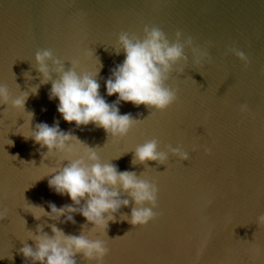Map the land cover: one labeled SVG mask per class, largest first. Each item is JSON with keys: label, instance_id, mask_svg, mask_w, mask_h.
Segmentation results:
<instances>
[{"label": "water", "instance_id": "1", "mask_svg": "<svg viewBox=\"0 0 264 264\" xmlns=\"http://www.w3.org/2000/svg\"><path fill=\"white\" fill-rule=\"evenodd\" d=\"M146 27L160 29L170 42L177 32L193 40L164 82L176 100L163 111L106 92V81L125 59L119 35L143 40ZM44 50L65 71L77 61L78 74L95 73L105 102L137 121L125 136L63 120L58 99H50L60 73L49 60L45 81L35 60ZM0 84L13 99L27 93L23 112L0 104V264H40L20 250H35L32 237H52L53 227L103 240V264H264V225L257 224L264 215V0H0ZM41 123L95 149L101 163L154 184L155 219L143 227L129 223L137 205L119 189L118 198L129 203L105 214L113 219L103 232L79 211L37 219L29 206L47 213L49 205H86L49 187L78 155L49 154L36 143L31 134ZM151 140L165 161L133 163L136 148ZM177 148L188 160L173 154ZM73 259L98 264L83 253Z\"/></svg>", "mask_w": 264, "mask_h": 264}, {"label": "clouds", "instance_id": "2", "mask_svg": "<svg viewBox=\"0 0 264 264\" xmlns=\"http://www.w3.org/2000/svg\"><path fill=\"white\" fill-rule=\"evenodd\" d=\"M144 31L143 40L130 38L127 33L119 35L118 45L123 50L125 59L106 81V92L108 96L117 94L120 101L163 111L176 100L175 90L166 87L164 82L173 65L186 59L184 48L191 46L193 40L191 37L183 38L182 33L177 32L176 42H170L165 33L156 27H146ZM182 38L183 43L180 42ZM194 52H197L200 58L207 56L205 51L199 49H194ZM234 53L241 62L248 63V58L243 52L234 50ZM35 60L45 81L50 79L47 66L49 60L56 65L55 71L60 73L59 80L52 84L50 99H58L57 111L65 122H75L77 127L92 123L103 128L113 138L125 136L137 122L129 115H120L114 105L105 102L99 94L100 85L94 78L95 73L78 74L75 70L77 61H73L72 69L65 71L62 63L53 59L49 50L37 52ZM26 99L27 93L11 98L8 86L0 84V104L10 102L14 109L23 112ZM247 110L246 105L241 106L242 112ZM28 119H31L30 113ZM31 136L36 143L46 147L49 154L56 150L57 153L67 154L69 157L78 155V158L70 159L69 165L48 183L56 193L67 194L75 205L86 199V205L80 209L71 206L58 209L55 205H49L50 212L46 213L43 208L29 206V211L37 219L42 215L58 219L66 213L79 211L89 223L103 232L107 221L113 219L112 215L105 217V214L115 213L121 205L127 206L129 203L126 199L118 198L120 192L117 189L127 192L137 205L131 213L129 223L143 227L155 219L153 209L156 207L157 188L154 184L138 179L133 173L118 172L110 163H101L95 149L83 146L75 137L60 131L58 126L38 124ZM172 151L181 161L189 158L188 154L179 148ZM165 159L164 153L157 152L156 141L151 140L136 148L133 163L148 160L163 162ZM2 219L4 213L0 212V220ZM66 220L72 221L73 217L67 215ZM257 224L264 225V215L258 217ZM52 232V237H32L36 241V249L23 247L20 250L23 256L39 261L40 264H76L74 255L83 253L87 259H94L98 264H103L108 254L103 240L66 236L55 227Z\"/></svg>", "mask_w": 264, "mask_h": 264}, {"label": "snow or ice", "instance_id": "3", "mask_svg": "<svg viewBox=\"0 0 264 264\" xmlns=\"http://www.w3.org/2000/svg\"><path fill=\"white\" fill-rule=\"evenodd\" d=\"M8 115H10V114H8Z\"/></svg>", "mask_w": 264, "mask_h": 264}]
</instances>
